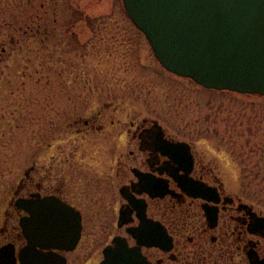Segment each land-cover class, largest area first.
I'll return each instance as SVG.
<instances>
[{"label": "rangeland", "instance_id": "obj_1", "mask_svg": "<svg viewBox=\"0 0 264 264\" xmlns=\"http://www.w3.org/2000/svg\"><path fill=\"white\" fill-rule=\"evenodd\" d=\"M107 100L193 140L264 211V95L165 69L122 0H0V226L27 171L54 166L59 134L81 148L73 160L106 163L93 154L101 143L70 123Z\"/></svg>", "mask_w": 264, "mask_h": 264}, {"label": "flooded vegetation", "instance_id": "obj_2", "mask_svg": "<svg viewBox=\"0 0 264 264\" xmlns=\"http://www.w3.org/2000/svg\"><path fill=\"white\" fill-rule=\"evenodd\" d=\"M100 105L70 125L101 143L93 154L106 163L73 160V135L55 136L54 166L29 169L4 213V264H264V211L193 140L155 117H125L122 101ZM48 197L55 211L34 222L32 201Z\"/></svg>", "mask_w": 264, "mask_h": 264}, {"label": "water", "instance_id": "obj_3", "mask_svg": "<svg viewBox=\"0 0 264 264\" xmlns=\"http://www.w3.org/2000/svg\"><path fill=\"white\" fill-rule=\"evenodd\" d=\"M123 3L169 71L206 88L264 95V0ZM25 201L18 199L16 206L25 208ZM32 202L34 222L39 213L55 211L53 197Z\"/></svg>", "mask_w": 264, "mask_h": 264}]
</instances>
